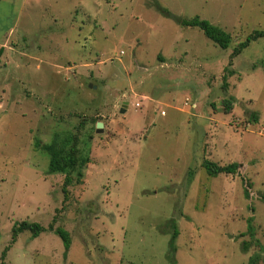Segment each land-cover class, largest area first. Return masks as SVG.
I'll list each match as a JSON object with an SVG mask.
<instances>
[{
    "label": "rangeland",
    "instance_id": "374dc122",
    "mask_svg": "<svg viewBox=\"0 0 264 264\" xmlns=\"http://www.w3.org/2000/svg\"><path fill=\"white\" fill-rule=\"evenodd\" d=\"M255 31L264 0H0V264H264V37L230 60ZM70 133L90 161L64 200L40 145ZM23 221L69 249L10 244Z\"/></svg>",
    "mask_w": 264,
    "mask_h": 264
},
{
    "label": "trees",
    "instance_id": "16d2710c",
    "mask_svg": "<svg viewBox=\"0 0 264 264\" xmlns=\"http://www.w3.org/2000/svg\"><path fill=\"white\" fill-rule=\"evenodd\" d=\"M165 15L172 17L178 24L183 27H191L199 29L209 40H211L216 46L221 49H227L231 44L230 34L224 32L219 27L212 25L206 20H202L199 17H194L190 20L182 19L177 16H171L167 12ZM264 37V31H255L248 35L245 40L236 44L230 54V60L239 55L245 48H247L251 42L256 41L259 38ZM2 49L0 48V51ZM231 62V61H230ZM230 66V64H229ZM232 74V72H230ZM225 90V87H223ZM234 98L228 97L222 101L225 113H230L233 109ZM255 115V114H253ZM255 119V116L253 117ZM81 140L77 134H68L63 139H55L51 144L40 145L44 151L49 155V173L63 174V182L61 186L64 200H67L70 194L69 187L80 185L83 182L84 169L89 163V157L82 153ZM202 168L205 169L208 175L218 176L234 175L241 164L231 163L229 165L220 166L210 161H204ZM264 201V195L261 197ZM29 231L33 238L37 237L44 231H50L55 233L63 242L65 251L69 249L70 237L67 231L62 228H54L53 224H49L47 228L41 226L38 223L20 222L14 224L11 230V241L10 244L15 243L16 238L22 232ZM176 232L174 237L176 236ZM8 247L1 253V259L6 257Z\"/></svg>",
    "mask_w": 264,
    "mask_h": 264
},
{
    "label": "water",
    "instance_id": "95a60500",
    "mask_svg": "<svg viewBox=\"0 0 264 264\" xmlns=\"http://www.w3.org/2000/svg\"><path fill=\"white\" fill-rule=\"evenodd\" d=\"M128 108V102L127 101H124L121 105V108L119 110V113L120 114H124L126 112ZM103 130H102V123L98 122L96 124V133H101Z\"/></svg>",
    "mask_w": 264,
    "mask_h": 264
},
{
    "label": "built area",
    "instance_id": "2783aa9c",
    "mask_svg": "<svg viewBox=\"0 0 264 264\" xmlns=\"http://www.w3.org/2000/svg\"><path fill=\"white\" fill-rule=\"evenodd\" d=\"M184 106H188V104L185 102ZM134 107L139 108L140 107L139 103L134 104ZM161 114H163V112Z\"/></svg>",
    "mask_w": 264,
    "mask_h": 264
},
{
    "label": "crops",
    "instance_id": "0c3cea01",
    "mask_svg": "<svg viewBox=\"0 0 264 264\" xmlns=\"http://www.w3.org/2000/svg\"><path fill=\"white\" fill-rule=\"evenodd\" d=\"M124 96V95H123Z\"/></svg>",
    "mask_w": 264,
    "mask_h": 264
}]
</instances>
